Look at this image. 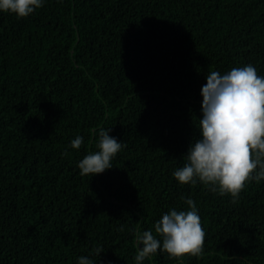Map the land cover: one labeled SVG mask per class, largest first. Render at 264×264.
Listing matches in <instances>:
<instances>
[{
  "label": "trees",
  "instance_id": "obj_1",
  "mask_svg": "<svg viewBox=\"0 0 264 264\" xmlns=\"http://www.w3.org/2000/svg\"><path fill=\"white\" fill-rule=\"evenodd\" d=\"M248 64L264 76V0H45L24 18L0 12V264H77L98 247V264H134L136 233L156 235L188 197L203 252L158 250L143 264H264V180L233 202L172 175L199 135L206 75ZM100 127L123 147L112 168L82 176Z\"/></svg>",
  "mask_w": 264,
  "mask_h": 264
},
{
  "label": "clouds",
  "instance_id": "obj_2",
  "mask_svg": "<svg viewBox=\"0 0 264 264\" xmlns=\"http://www.w3.org/2000/svg\"><path fill=\"white\" fill-rule=\"evenodd\" d=\"M44 2L0 0V12L24 18ZM205 79L200 89L199 135L189 143L183 166L172 175L180 184L199 182L210 192L230 195L235 202L246 182L264 180V76L248 64L225 74L211 71ZM93 131L97 134V151L88 152L77 162L82 176L112 168L114 156L123 147L121 141L109 135L110 128ZM82 143L83 137L78 135L70 141V147L79 149ZM184 202L188 210L172 208L154 223L156 235L151 230L136 233L134 264H143L158 250L167 252L170 258L203 252L205 232L196 202L190 197ZM103 251V247L94 250L95 260L79 256L77 264H98Z\"/></svg>",
  "mask_w": 264,
  "mask_h": 264
}]
</instances>
